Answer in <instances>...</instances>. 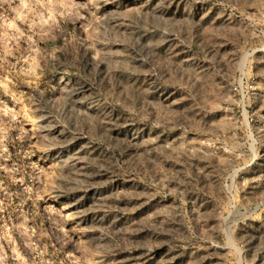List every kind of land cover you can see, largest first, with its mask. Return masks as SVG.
<instances>
[{"label": "rangeland", "instance_id": "1", "mask_svg": "<svg viewBox=\"0 0 264 264\" xmlns=\"http://www.w3.org/2000/svg\"><path fill=\"white\" fill-rule=\"evenodd\" d=\"M0 264H264V0H0Z\"/></svg>", "mask_w": 264, "mask_h": 264}, {"label": "bare ground", "instance_id": "2", "mask_svg": "<svg viewBox=\"0 0 264 264\" xmlns=\"http://www.w3.org/2000/svg\"><path fill=\"white\" fill-rule=\"evenodd\" d=\"M25 116H26V118H28V117H29V114H28V113H26V115H25ZM36 127H38V125H36ZM39 127H40V126H39Z\"/></svg>", "mask_w": 264, "mask_h": 264}]
</instances>
